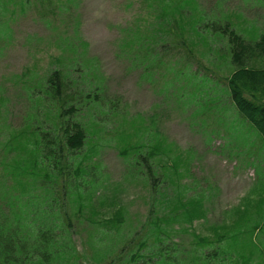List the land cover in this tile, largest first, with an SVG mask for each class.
Returning a JSON list of instances; mask_svg holds the SVG:
<instances>
[{
    "label": "trees",
    "instance_id": "16d2710c",
    "mask_svg": "<svg viewBox=\"0 0 264 264\" xmlns=\"http://www.w3.org/2000/svg\"><path fill=\"white\" fill-rule=\"evenodd\" d=\"M174 2H165L155 20L120 27L118 55L129 69L150 73L164 61L158 52L166 49L172 33L166 27L168 16L180 32L188 26L190 34L204 37L197 20L186 19L182 5ZM67 3L69 8L73 4ZM57 17L53 67L37 75L26 66L17 75L33 108L22 126L0 140V264H92V258L97 264H264V243L260 238L256 246L252 239L264 224L238 218L229 225H210V234L197 230L194 222L206 217L204 198L178 184L181 166L189 170L182 158L186 152L155 126L137 125L122 108V98L107 94L97 57L89 55L79 24ZM212 26V33L225 39L218 66L225 70L232 106L264 139V30L252 39L229 21ZM185 63H191L189 55ZM5 99L0 95V116L7 113ZM106 144L117 150L132 178L147 187L149 212L139 227L130 229L124 205L101 192L105 180L95 158ZM69 200L75 203L72 215ZM104 207L108 213L101 215ZM75 223L83 233L81 249L73 235ZM183 235L189 245L182 243Z\"/></svg>",
    "mask_w": 264,
    "mask_h": 264
},
{
    "label": "rangeland",
    "instance_id": "374dc122",
    "mask_svg": "<svg viewBox=\"0 0 264 264\" xmlns=\"http://www.w3.org/2000/svg\"><path fill=\"white\" fill-rule=\"evenodd\" d=\"M71 2L69 8L66 0H0V95L6 98L3 108L7 111L0 116V140L8 138L10 129L14 133L22 126L25 114L32 111L27 89L17 75L26 66L37 75L53 67L50 57L58 52L54 25L59 28L57 16L62 15L66 23L79 24L89 55L97 57L107 94L122 98V108L134 116L137 125L155 126L168 142L186 152L182 158H187L189 170H184L186 164L181 166L178 184L189 187V194L204 198L206 217L194 222L197 230L210 234V225H229L238 218L264 224V139L232 106L225 70L218 66L222 61L218 54L226 52L225 39L212 33V25L220 27L229 21L237 32L254 39L264 30V0H175L182 5L186 19L197 20L194 23L204 37L190 34L188 26L180 32L168 16L166 27L172 33L166 49L158 52L164 61L149 68L150 73L129 69L118 55L119 29L128 22L155 20L154 15L170 0ZM64 6L67 9L61 13ZM183 40L184 44L179 43ZM187 55L189 64L185 63ZM5 122L8 128L2 127ZM95 159L101 162L105 180L103 196L117 198L124 205L130 229L142 225L150 206L145 184L126 171L125 161L112 145L106 144ZM74 205L69 200L70 215ZM108 209H100V214ZM76 224L73 235L81 249L83 233ZM254 236L256 246H260V238L264 243V225L261 230L257 226ZM180 239L189 245L187 235Z\"/></svg>",
    "mask_w": 264,
    "mask_h": 264
}]
</instances>
